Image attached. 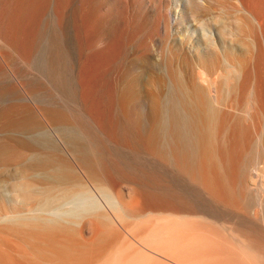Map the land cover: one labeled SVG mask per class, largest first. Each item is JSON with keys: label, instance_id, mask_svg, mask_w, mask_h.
<instances>
[{"label": "bare ground", "instance_id": "bare-ground-1", "mask_svg": "<svg viewBox=\"0 0 264 264\" xmlns=\"http://www.w3.org/2000/svg\"><path fill=\"white\" fill-rule=\"evenodd\" d=\"M32 1H28V9H32ZM174 6L180 12V30L185 33L170 48L171 55L166 56L168 73L174 89L188 107L199 142L192 147L177 141L169 155L157 139L161 102L155 94L150 96V106L156 121L146 137L144 152L173 164L201 190L221 199L229 197V209L235 212L229 214V241H235L237 247L229 248L227 257L231 259L225 258L229 264H257L261 257L264 264V0H174ZM218 8L228 13V18L216 15ZM64 9L59 7L55 11L59 24L64 21ZM51 38L48 56L36 52L37 60L47 59L44 72L61 63L79 60L72 59L69 24L65 23L58 34L54 31ZM59 40L66 46L64 51ZM217 47L221 49L222 60L215 54ZM80 53L78 50L77 54ZM226 62L228 67L224 68ZM194 64L200 66L204 84L191 79ZM161 78L156 77L158 87L164 83ZM228 82L230 90H235L236 101L227 105L236 111L229 116L226 171L216 158L212 138L219 116L213 104L222 102V84ZM29 87L24 90L26 95L35 92V86ZM246 94L252 97L249 119L241 107ZM136 98L142 96L137 91L136 77H132L125 84L121 101L129 110ZM34 112L50 125H68L72 129L48 130L54 138L51 142H0V170L9 164L8 159L20 160L13 163L14 174L8 177L6 185L0 181V264H162L159 260L151 262L155 256L132 243L118 223L124 217H147L153 208L166 209L170 204L165 200L155 203L154 199L142 203L145 193L138 189L140 183L138 187H130V201H126L118 184L102 171L99 142L84 146L77 141L87 134L80 119L56 107L38 111L34 108ZM245 117L250 120L249 125ZM9 122L0 120V127ZM33 124L30 119L25 121L27 128ZM133 124L137 125V120ZM176 136H179L177 132ZM252 139L258 155L249 160L245 153ZM199 216L207 215L203 211ZM252 227L258 230L254 235ZM86 234L89 236L85 237ZM139 238L152 246L154 251H150L156 255L170 249V254L178 259V250L184 248L191 255L184 264H211L215 252L209 236L193 231L181 234L170 229L168 232L163 225L145 224Z\"/></svg>", "mask_w": 264, "mask_h": 264}, {"label": "rangeland", "instance_id": "rangeland-1", "mask_svg": "<svg viewBox=\"0 0 264 264\" xmlns=\"http://www.w3.org/2000/svg\"><path fill=\"white\" fill-rule=\"evenodd\" d=\"M28 1L0 0V120H10L0 127V142H51L54 138L48 130H71L72 127L50 125L34 112V108L38 111L56 107L67 114L69 111L81 120L87 131L86 136L78 137L77 141L84 146L99 142L101 155L98 157L103 160L102 171L118 184L126 201H130V187L140 183L141 186L137 187L145 193L142 203L155 200V203L167 201L170 204L166 209L153 208L147 217H124L118 223V228L132 243L155 256L151 262L184 264L191 255L182 247L178 250V259L170 254V249L159 251L157 255L151 252L153 247L139 238V231L145 224L163 225L168 232L170 229L181 234L193 231L209 236V242L215 248L211 264H229L231 258L227 252L229 248L237 247L235 241H229V214H235L229 209V197L221 199L201 190L173 164L149 156L143 149L156 121L150 106V96L155 94L161 102L157 139L169 155L178 142L189 143L192 147L199 142L188 107L171 83L166 62V56L171 55L170 48H174L176 40L185 33L180 30V12L176 11L174 0H33L32 9L27 8ZM59 7L65 8L64 21L60 24L55 15ZM215 14L224 19L229 16L219 8ZM65 23L71 26L72 59L79 60L61 63L44 72L47 59L37 60L36 52L48 56L53 32L58 34ZM74 26L78 29L75 30ZM58 43L64 51L63 41ZM78 50L81 52L79 55ZM215 54L222 60L219 47ZM194 65L191 79L204 84L205 76L201 74L200 66ZM227 65L226 62L224 68ZM132 77H136L137 91L142 99L133 100L134 106L128 110L121 101V95ZM156 77H162L163 86L155 84ZM185 81L190 84L189 78L185 77ZM227 84L229 82L222 84V102L213 104L219 116L212 138L216 158L226 171L231 130L229 116L236 111L227 105L229 101H236L235 90H230ZM28 86H35V92L26 95L24 90ZM241 107L249 119L252 97L246 94ZM27 118L34 122L31 128L25 126ZM134 119L138 126L133 124ZM244 119L249 125L250 120ZM249 129L251 133L250 126ZM256 146L253 139L247 144L246 159L257 157ZM15 161L20 162L15 157L8 159L9 164L0 170V181L5 185L8 177L14 174ZM203 211L207 215L205 218L199 216ZM251 230L253 235L258 231L254 227ZM223 256H228V260ZM260 260L261 257L258 258ZM258 261L257 264H262V260Z\"/></svg>", "mask_w": 264, "mask_h": 264}]
</instances>
